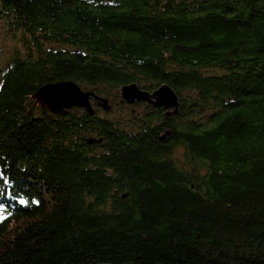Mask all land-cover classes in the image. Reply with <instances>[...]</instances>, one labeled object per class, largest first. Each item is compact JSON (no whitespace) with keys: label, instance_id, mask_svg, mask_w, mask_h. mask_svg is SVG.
<instances>
[{"label":"trees","instance_id":"16d2710c","mask_svg":"<svg viewBox=\"0 0 264 264\" xmlns=\"http://www.w3.org/2000/svg\"><path fill=\"white\" fill-rule=\"evenodd\" d=\"M0 27V264H264V0H0ZM62 81L111 110L38 105Z\"/></svg>","mask_w":264,"mask_h":264},{"label":"water","instance_id":"95a60500","mask_svg":"<svg viewBox=\"0 0 264 264\" xmlns=\"http://www.w3.org/2000/svg\"><path fill=\"white\" fill-rule=\"evenodd\" d=\"M120 100L128 105L148 104L154 108L161 107L167 117L171 114H178L180 101L174 90L167 84L156 88L153 92L140 89L135 83L121 87ZM38 105L44 106L50 112H60L64 109L81 108L91 116L94 115V107L99 106L108 113L112 105L107 98L93 93L91 90L84 91L77 83L62 81L61 83L46 85L34 95ZM93 100V105L90 100ZM89 143L96 142L88 138ZM106 264V263H105ZM132 264V263H128Z\"/></svg>","mask_w":264,"mask_h":264},{"label":"rangeland","instance_id":"374dc122","mask_svg":"<svg viewBox=\"0 0 264 264\" xmlns=\"http://www.w3.org/2000/svg\"><path fill=\"white\" fill-rule=\"evenodd\" d=\"M3 33H4L3 27H0V47L4 46V47H10L11 48L12 47V42ZM111 103L113 104V102H111ZM117 108H118V111L116 110V107L114 108V111H116V113H118L121 110V108H119V107H117Z\"/></svg>","mask_w":264,"mask_h":264},{"label":"flooded vegetation","instance_id":"af4514ba","mask_svg":"<svg viewBox=\"0 0 264 264\" xmlns=\"http://www.w3.org/2000/svg\"><path fill=\"white\" fill-rule=\"evenodd\" d=\"M91 104H93L92 100H91Z\"/></svg>","mask_w":264,"mask_h":264}]
</instances>
